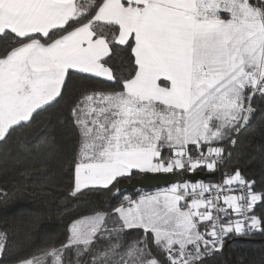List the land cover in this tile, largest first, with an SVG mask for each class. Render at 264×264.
<instances>
[{"label":"snow or ice","instance_id":"snow-or-ice-1","mask_svg":"<svg viewBox=\"0 0 264 264\" xmlns=\"http://www.w3.org/2000/svg\"><path fill=\"white\" fill-rule=\"evenodd\" d=\"M257 100L264 0H0V145L62 106L68 197L109 201L23 255L0 231V264H207L264 235V186L234 163ZM134 173L185 179L134 198L120 185Z\"/></svg>","mask_w":264,"mask_h":264},{"label":"trees","instance_id":"trees-1","mask_svg":"<svg viewBox=\"0 0 264 264\" xmlns=\"http://www.w3.org/2000/svg\"><path fill=\"white\" fill-rule=\"evenodd\" d=\"M256 108L251 128L234 151V163L238 161L235 166L255 179L260 187L264 186V102L257 100ZM64 112L62 106L51 109L46 119L30 129L20 130L8 146L0 145V190L7 193V197H0V231H7L13 251L21 255L44 241L62 240L73 216L109 203L91 193L79 200L68 197L73 178L69 165L76 139L59 123ZM42 136L55 138L58 147L54 152L36 149ZM225 170L230 171L231 166ZM222 171L219 179L208 182H219ZM143 175L134 173L120 182H130ZM143 193L124 194L135 198ZM207 264H264V235L226 240L221 251L207 257Z\"/></svg>","mask_w":264,"mask_h":264},{"label":"water","instance_id":"water-1","mask_svg":"<svg viewBox=\"0 0 264 264\" xmlns=\"http://www.w3.org/2000/svg\"><path fill=\"white\" fill-rule=\"evenodd\" d=\"M220 173L214 174H205V173H195L192 176H189V179H198L204 182H208L211 180L219 179ZM185 179L184 176H180L177 174H144L140 178L134 179L130 182L121 181L120 185L122 186L121 190L123 193L125 192H151L156 191L158 189H162L170 186L172 183L183 181Z\"/></svg>","mask_w":264,"mask_h":264},{"label":"rangeland","instance_id":"rangeland-1","mask_svg":"<svg viewBox=\"0 0 264 264\" xmlns=\"http://www.w3.org/2000/svg\"><path fill=\"white\" fill-rule=\"evenodd\" d=\"M145 174H151V173H145ZM210 174H214V173H210ZM139 195H140V194H139ZM137 196H138V195H137ZM137 196H136V197H137Z\"/></svg>","mask_w":264,"mask_h":264}]
</instances>
